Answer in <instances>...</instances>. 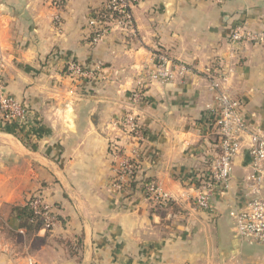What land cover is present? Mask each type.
I'll return each instance as SVG.
<instances>
[{
  "label": "crops",
  "instance_id": "1",
  "mask_svg": "<svg viewBox=\"0 0 264 264\" xmlns=\"http://www.w3.org/2000/svg\"><path fill=\"white\" fill-rule=\"evenodd\" d=\"M105 3L0 0L5 91L27 111L14 124L0 110V264H264V245L236 238L231 215L250 198L248 147L264 133V43L229 39L237 24L264 31V0H140L132 32L93 42L88 20ZM159 54L168 80L152 77ZM70 62L91 76L73 77ZM220 91L240 100L247 129L205 211L192 186L219 152ZM131 108L144 135L138 182L117 192L109 143ZM146 182L169 200H147ZM34 193L54 206V229L27 232L14 216Z\"/></svg>",
  "mask_w": 264,
  "mask_h": 264
},
{
  "label": "built area",
  "instance_id": "2",
  "mask_svg": "<svg viewBox=\"0 0 264 264\" xmlns=\"http://www.w3.org/2000/svg\"><path fill=\"white\" fill-rule=\"evenodd\" d=\"M44 1L51 7L59 8L66 0ZM211 1L222 3L225 0ZM139 2L140 0H106L103 9L88 20L93 42L100 41L114 29H119L124 33L132 32L135 25L133 8ZM59 18V14L55 15V20L59 21ZM229 39L234 44L242 42L263 44L264 31L250 30L244 24H237L231 29ZM156 57L158 65L152 77L158 80L170 79L172 72L168 66L167 57L163 54ZM68 71L73 77L91 76V72L76 62L68 64ZM214 85L219 87L217 81ZM140 97V92L135 91L132 101H139ZM218 99L220 106L215 117V125L219 152L214 158L210 172L202 176L197 185L192 186L195 204L205 211L213 209L216 192L228 187L234 160L241 149L242 135L247 129L240 100L223 91L219 92ZM133 108L115 121L114 125L120 127L122 134L110 139L109 143L110 156L115 161L112 188L117 192L128 190L131 182L137 179L139 157L143 150L144 135L138 126ZM0 110L4 118L14 124L24 121L27 115L22 104L6 93L1 63ZM127 145L132 146L130 152L127 151ZM248 150L251 156V173L248 178L250 198L242 206L231 211L233 232L236 238L249 239L264 245V133L254 134ZM143 192L147 200L155 202L169 200V195L154 183H144ZM29 201L34 212L43 218L46 230H52L59 224L54 206L41 193H34Z\"/></svg>",
  "mask_w": 264,
  "mask_h": 264
},
{
  "label": "trees",
  "instance_id": "3",
  "mask_svg": "<svg viewBox=\"0 0 264 264\" xmlns=\"http://www.w3.org/2000/svg\"><path fill=\"white\" fill-rule=\"evenodd\" d=\"M138 180L135 179L130 184V189H134ZM14 216L21 221V226L27 232H33L44 228L43 218L36 214L31 206L30 201L24 206H17L14 208Z\"/></svg>",
  "mask_w": 264,
  "mask_h": 264
},
{
  "label": "water",
  "instance_id": "4",
  "mask_svg": "<svg viewBox=\"0 0 264 264\" xmlns=\"http://www.w3.org/2000/svg\"><path fill=\"white\" fill-rule=\"evenodd\" d=\"M234 233V232H233ZM235 236V235H234Z\"/></svg>",
  "mask_w": 264,
  "mask_h": 264
}]
</instances>
